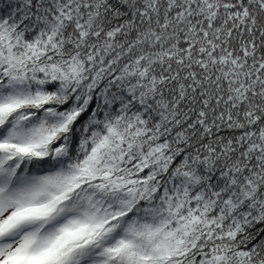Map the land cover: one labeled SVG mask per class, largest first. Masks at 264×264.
<instances>
[{"label": "snow or ice", "instance_id": "obj_1", "mask_svg": "<svg viewBox=\"0 0 264 264\" xmlns=\"http://www.w3.org/2000/svg\"><path fill=\"white\" fill-rule=\"evenodd\" d=\"M0 264H264V0H0Z\"/></svg>", "mask_w": 264, "mask_h": 264}]
</instances>
